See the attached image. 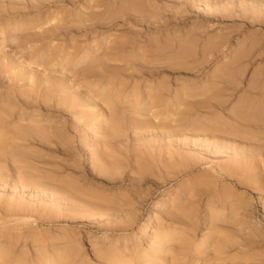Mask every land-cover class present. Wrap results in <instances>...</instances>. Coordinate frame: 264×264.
Returning <instances> with one entry per match:
<instances>
[{
  "label": "rangeland",
  "instance_id": "1",
  "mask_svg": "<svg viewBox=\"0 0 264 264\" xmlns=\"http://www.w3.org/2000/svg\"><path fill=\"white\" fill-rule=\"evenodd\" d=\"M262 96L264 0H0V264H264V156L184 129Z\"/></svg>",
  "mask_w": 264,
  "mask_h": 264
},
{
  "label": "bare ground",
  "instance_id": "2",
  "mask_svg": "<svg viewBox=\"0 0 264 264\" xmlns=\"http://www.w3.org/2000/svg\"><path fill=\"white\" fill-rule=\"evenodd\" d=\"M212 1V0H211ZM251 2V1H250ZM257 2V1H256ZM260 2V0H259ZM255 3V2H254ZM258 3V2H257ZM132 8V7H131ZM135 7H133L134 9ZM145 9V6L143 4L139 5L136 7V12H138L139 14H143V10ZM167 9V8H166ZM134 12V13H136ZM138 15V14H137ZM183 45H187L188 43L184 42L182 43ZM178 57H182L187 59L188 58V53L186 51V49H184V46L178 49ZM227 76L231 75V72H226L225 73ZM158 89H161V86L157 87V91ZM263 94V93H262ZM144 98L146 99L145 102H149V99L153 102H158L161 100L159 95H156V92L150 93L147 92V95L145 94ZM255 99V98H254ZM145 102L143 104H145ZM138 109V108H137ZM195 109L194 107H191L189 110H193ZM189 110H187V112L189 113ZM212 109L207 108V111H210ZM183 112H186L183 111ZM178 113L176 115V119H174L175 122L177 121H181L186 117V114L184 113ZM186 112V113H187ZM199 111H195L192 115H188V119L191 121L190 125L188 127H184V129H200V131L202 132L201 134H203L204 136H209L210 138H224L226 140H220L222 142H214V153H226L228 155V159H232L230 162L232 163V165L234 166L233 172H229V171H225V167H221L220 168L223 172H225L226 174L230 175L234 174L236 171H239L240 168L243 165H248L251 164L252 162H254V159H252V157L254 155H258V154H262L264 156V96L255 99L254 101L251 102H245L243 104V107L241 106L238 110V112H236L233 116L232 119L224 122L222 119H220V117H214V118H207V116H203L200 119L196 120L194 119V116L197 115ZM179 115H181L182 119L179 118ZM172 117H175V113L171 112ZM138 125L144 129V131L146 129H151L152 126L150 125V123H138ZM217 125H220V128H216ZM114 128L112 129H116V125L113 126ZM118 129V128H117ZM176 130V129H175ZM174 131V127L170 128V129H161L160 132H164L166 133L168 136H173L175 135L173 132ZM177 131H181L177 130ZM186 131V130H185ZM149 132V131H148ZM109 134V133H108ZM239 135L238 137L240 138V140L243 142V144L241 145L240 148L235 147V146H227L225 143H229L228 141H235L237 138L236 136ZM107 140V139H106ZM108 141V140H107ZM110 141V140H109ZM254 149L253 151V155L251 158H245L246 162L240 161L237 158V156H240L241 153L246 155V150L250 149L249 147ZM3 148V145H0V149ZM250 149V150H253ZM241 157V156H240ZM215 158H218L217 156ZM91 163L93 165V167L95 168V171H98L99 174H110L109 171L110 169L107 167H105L104 160L103 157L101 155H96L95 157H92L91 159ZM264 188V187H263ZM161 199V198H160ZM170 199V204L174 205L175 201H177V197L176 194L174 195H170L169 196ZM176 206H174L173 208H171V214L176 210ZM175 219L177 220L176 223H184L181 215H177L175 216ZM166 228V227H165ZM164 228V229H165ZM167 228H170V226H167ZM174 232H164L163 230H159L157 232H155V234L153 235L151 242H152V249L154 252H159V254H161L162 260L164 259L163 257L165 256V254H167L168 249L166 248L168 245V242H170L172 240V236L174 235ZM101 241H109V237H107V235H103L100 238ZM182 245H186L187 244V240H182L180 241ZM114 243V244H113ZM113 243H110L109 250H107L106 252H104L105 256L107 255V253H111L116 251L117 249H114V247H116L115 245L118 244H122L124 242H122L121 238L118 237H114L113 238ZM223 241L220 242V244L218 245L217 249L222 247ZM113 247V248H112ZM184 248V247H182ZM181 248V249H182ZM1 250V249H0ZM2 252V253H1ZM8 253L6 250H1L0 251V260L3 261L4 263H6L8 261V257H7ZM146 255L142 256V255H137L136 259L138 263H148V261H146L147 258H145ZM43 260H39L37 263L35 264H55L53 261H43ZM27 259H23V258H18L16 259L15 264H29ZM118 263L120 264H131V262L125 261L122 258H120L118 261ZM111 264H116L115 260H110Z\"/></svg>",
  "mask_w": 264,
  "mask_h": 264
}]
</instances>
